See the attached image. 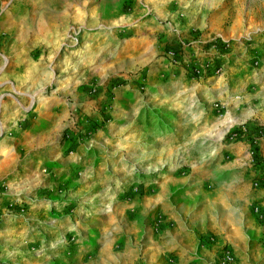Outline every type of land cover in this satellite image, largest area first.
<instances>
[{"label":"rangeland","instance_id":"rangeland-1","mask_svg":"<svg viewBox=\"0 0 264 264\" xmlns=\"http://www.w3.org/2000/svg\"><path fill=\"white\" fill-rule=\"evenodd\" d=\"M0 264H264V0H0Z\"/></svg>","mask_w":264,"mask_h":264},{"label":"crops","instance_id":"crops-1","mask_svg":"<svg viewBox=\"0 0 264 264\" xmlns=\"http://www.w3.org/2000/svg\"><path fill=\"white\" fill-rule=\"evenodd\" d=\"M251 118H252V117H248L247 119L251 120ZM255 118H257V117H255ZM258 121H259V120H258Z\"/></svg>","mask_w":264,"mask_h":264}]
</instances>
